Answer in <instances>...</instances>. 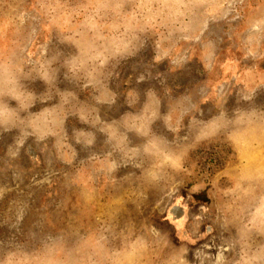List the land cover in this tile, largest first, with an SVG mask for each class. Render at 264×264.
Segmentation results:
<instances>
[{
	"label": "rangeland",
	"instance_id": "1",
	"mask_svg": "<svg viewBox=\"0 0 264 264\" xmlns=\"http://www.w3.org/2000/svg\"><path fill=\"white\" fill-rule=\"evenodd\" d=\"M0 264H264V0H0Z\"/></svg>",
	"mask_w": 264,
	"mask_h": 264
}]
</instances>
